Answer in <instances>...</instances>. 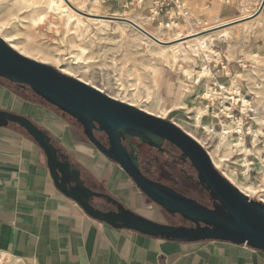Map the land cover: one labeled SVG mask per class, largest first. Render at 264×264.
<instances>
[{
  "label": "rangeland",
  "instance_id": "1",
  "mask_svg": "<svg viewBox=\"0 0 264 264\" xmlns=\"http://www.w3.org/2000/svg\"><path fill=\"white\" fill-rule=\"evenodd\" d=\"M47 1L41 0L38 4H33L27 0H0V34L6 38L1 37L29 58L49 64L118 100L132 102L134 106L149 113L155 112L158 115L152 114L174 123L191 137L198 139L209 155L212 153L214 167L239 190L251 195L250 198L264 200V138H260V142L257 139L250 142L247 138L243 146L238 140H233L236 143L233 145L221 136L219 126L215 125L213 132L207 134L192 119L194 116L198 122L205 108V102L199 96L212 76L200 67L203 65V54L208 55L210 48L203 52L197 49L198 44L194 52L186 42L208 31L229 28L231 34L227 39L213 38L207 41L209 44L215 43L227 58V68L213 72L214 76L220 81L230 78L239 84L242 79L245 80L242 84L244 89L247 88V94L264 105V53L252 48L255 30L258 27L264 28V22L236 27L233 24L244 21L251 15L241 17L246 14L244 11L241 16L228 15L221 11L224 5L213 0L205 12L213 25L206 30L191 32L182 26L175 32L166 29L159 31V27L151 24L149 28L161 40L152 38L153 43H147L133 28L120 22L123 21L120 17L135 15L141 19L140 16L133 11L124 12L116 0H106L102 3L103 7L89 5L90 0H78L82 10H77L81 15V22L77 24L75 21L67 23L65 12L55 6L47 7ZM38 13L42 20L36 17ZM175 43L183 46L175 53L177 62L172 59V52L168 48ZM253 53L257 56H253ZM240 58L242 63H249L248 67L242 68L239 65ZM228 72L229 76L223 75ZM202 75L207 77L194 84L195 77ZM178 86H181V95L179 100H175L174 90ZM22 92L26 98L42 100L30 90ZM48 105L77 123L74 118ZM261 118L264 116L259 120ZM214 150L217 151L216 154ZM249 160L254 163L247 166ZM164 180L195 200L205 201L207 198L203 190L195 187L182 172L170 166L167 167ZM246 186H251L255 193L250 194ZM134 188H137L136 210L153 215L154 218L162 217L170 223L176 221L173 215L151 201L138 187ZM0 257V264H7L9 259L3 255Z\"/></svg>",
  "mask_w": 264,
  "mask_h": 264
},
{
  "label": "crops",
  "instance_id": "2",
  "mask_svg": "<svg viewBox=\"0 0 264 264\" xmlns=\"http://www.w3.org/2000/svg\"><path fill=\"white\" fill-rule=\"evenodd\" d=\"M242 1L232 0L221 11L241 16ZM260 3L248 0L251 12L241 17L251 16L233 25L264 22V6L253 15ZM255 33L252 48L264 53V28ZM0 109L24 114L45 130L81 170L86 185L170 223L136 210L137 186L97 150L79 124L40 99L24 97L1 78ZM0 255L9 259L7 264H264V251L246 244L165 239L95 219L57 189L42 148L12 124L0 126Z\"/></svg>",
  "mask_w": 264,
  "mask_h": 264
},
{
  "label": "water",
  "instance_id": "3",
  "mask_svg": "<svg viewBox=\"0 0 264 264\" xmlns=\"http://www.w3.org/2000/svg\"><path fill=\"white\" fill-rule=\"evenodd\" d=\"M263 6L264 0H261L253 15ZM0 77L29 87L45 102L74 118L97 150L116 162L151 201L191 224L153 220L127 207L111 194L92 189L85 184L81 170L55 145L45 130L24 114L0 109V126L16 124L35 140L46 155L57 189L75 200L90 216L116 228H128L165 239L220 240L264 251V202L250 198L223 176L203 146L174 123L118 100L49 64L29 58L12 48L1 36ZM95 131L105 133L107 144L97 138ZM133 136L155 146H159L160 138L166 137L177 145L195 169L197 182L208 191L212 206L146 176L139 167L137 146L129 141L134 150H128L122 142ZM94 198L102 199L114 208L101 207L93 202Z\"/></svg>",
  "mask_w": 264,
  "mask_h": 264
},
{
  "label": "built area",
  "instance_id": "4",
  "mask_svg": "<svg viewBox=\"0 0 264 264\" xmlns=\"http://www.w3.org/2000/svg\"><path fill=\"white\" fill-rule=\"evenodd\" d=\"M100 1L103 3L106 0ZM116 1L120 4V8L124 12L133 11L134 14L138 12L150 24L171 32L179 30L182 26L190 29L189 31L191 32H197L213 25L209 22L205 14L213 0ZM214 1L222 5H228L232 2V0ZM239 5L240 9L246 12V15L251 12V6H249L248 0H243ZM209 48L210 50H208ZM197 49L203 52L208 50V55L202 53L204 56L201 60L203 65L200 68L201 70L209 72L212 79H209L204 85L199 96L205 102L206 111L200 116L198 122H196V118L193 116L192 119L194 122L207 134L213 132L215 125L219 126L221 136L224 137V140H229L233 145L236 144L233 140H238L243 146L247 138L250 139V142L255 139L260 142V138H264V118L260 120L259 118L264 116L262 115L264 113V105L258 103L256 98L252 99L247 94V88L244 89V84H242L245 80L242 79L241 84H239L230 78L220 81L214 76L215 72L227 68L225 53L215 43L212 42L209 44L207 41H203L198 45ZM238 63L242 68L248 67L249 65L247 62L242 63V58L238 59ZM229 74L230 72L223 75L227 77ZM206 77L205 75L200 77L196 76L194 84L199 83L201 79ZM195 96L197 97L198 94ZM188 118H191V116H188ZM206 120H209V122H206ZM262 145L264 146V143ZM254 158L257 159L256 156ZM253 163V160H249L247 166Z\"/></svg>",
  "mask_w": 264,
  "mask_h": 264
},
{
  "label": "flooded vegetation",
  "instance_id": "5",
  "mask_svg": "<svg viewBox=\"0 0 264 264\" xmlns=\"http://www.w3.org/2000/svg\"><path fill=\"white\" fill-rule=\"evenodd\" d=\"M97 138L103 143L107 144V137L104 132L95 131ZM129 141L134 143L138 150L137 160L139 161V167L141 171L149 178L164 183L173 187L175 190L185 194L183 191L177 187L166 183L164 178H166L167 167H172L177 169L178 172H182L186 176L189 182H191L195 187L203 190L206 193V200L199 201L202 204L212 206V200L209 197L208 191L205 189L202 183L197 182L196 171L191 165L189 159L185 157L180 148L171 142L166 137L159 139V146L151 145L149 143L140 141L136 136L132 138H125L122 140L123 144L126 145L128 150H134L129 146ZM104 192V191H103ZM98 205L106 209L114 208L111 204H106L104 200L97 199ZM198 201V200H197ZM97 203V202H95ZM176 218L175 224H191L189 221L181 218L178 214L173 215Z\"/></svg>",
  "mask_w": 264,
  "mask_h": 264
},
{
  "label": "bare ground",
  "instance_id": "6",
  "mask_svg": "<svg viewBox=\"0 0 264 264\" xmlns=\"http://www.w3.org/2000/svg\"><path fill=\"white\" fill-rule=\"evenodd\" d=\"M28 2H32L33 4H38L39 2H41V0H27ZM78 0H48L46 2L47 4V7L51 8L52 6H55L56 8L58 9H61L62 11L65 12V18H66V22L68 23L69 21H75V23L77 24L78 22H81V15L77 12V10H82V6L80 5L79 1L77 2ZM45 4V3H44ZM43 5V4H42ZM89 5L93 6V7H103V4L100 0H90L89 1ZM86 6V5H85ZM44 8V7H43ZM47 11V10H46ZM45 12V11H44ZM96 12V11H95ZM44 14V13H43ZM119 14V13H118ZM117 16H121V15H118ZM61 15V13H60ZM95 15V13H94ZM116 15V14H115ZM138 16H140L141 19L145 20L146 22L147 19L140 13H137ZM48 16V15H47ZM36 17L39 19H41V16L40 14H36ZM44 17V15H43ZM59 17V16H58ZM36 18V19H37ZM45 18V17H44ZM64 18V20H65ZM46 19V18H45ZM102 19V18H101ZM120 19H123V21H120L121 23H123L126 27H131L133 28L138 34H140V37L144 40H146V42L148 43H153V39L157 40V41H160L161 39L159 37H157L155 35V32L153 30H151L149 27L152 26L151 24H149V22L146 24V23H143V21L141 19H139V17L137 16H128L127 18H123V17H120ZM132 22H135L138 26L142 27L143 29H145L146 31H148L151 35H148L147 33L143 32L141 29H139L137 26H135ZM42 20V19H41ZM33 21V20H32ZM84 21V20H83ZM84 23V22H83ZM82 23V24H83ZM86 23V22H85ZM35 24V23H34ZM84 25V24H83ZM251 25V24H250ZM249 24L247 26H250ZM209 28V27H208ZM207 29V28H206ZM206 29H203V30H206ZM1 30V29H0ZM163 29L159 27V31H162ZM4 33V32H2ZM11 34V33H10ZM192 34V33H191ZM230 34H231V30L229 28H221V29H218V30H212V31H208V32H205L203 34H200L198 36H195V37H192L190 39H188L186 42L188 43V47L195 52V49H196V45L198 44H201L203 41H209L213 38H218V39H227L228 37H230ZM9 35V34H8ZM0 36L3 37V35L0 34ZM10 36V35H9ZM155 36V37H154ZM3 38H6L3 37ZM8 38V37H7ZM159 39V40H158ZM8 40V39H7ZM11 40V39H10ZM13 41V40H12ZM6 42V41H5ZM164 42V41H163ZM189 42H191L189 44ZM8 43V42H7ZM13 43V42H12ZM14 46V45H13ZM187 46V45H186ZM15 47V46H14ZM13 48V47H12ZM17 48V46L15 47ZM168 48H170L172 54V59L177 62V56H176V51L180 50L181 48H183L182 44L181 43H175L171 46H169ZM20 51V50H18ZM170 52V53H171ZM169 54V53H167ZM253 56H257L256 53H253ZM193 58V57H192ZM181 66V64H180ZM185 69V68H184ZM183 69V70H184ZM189 74V73H188ZM184 86V85H183ZM190 86V85H189ZM97 88V87H96ZM184 89V88H183ZM187 89V88H186ZM185 89V90H186ZM174 95H175V100H179V97L181 95V86H178L175 90H174ZM132 101V100H130ZM129 104L131 103L133 105L132 102H128ZM175 106V105H174ZM197 107V106H196ZM143 108V107H142ZM206 111V105H205V108H204V111L203 113ZM166 112V111H165ZM150 113H154L156 114L155 112H150ZM162 113V112H161ZM164 113V112H163ZM199 113V112H198ZM197 114V113H196ZM158 115V114H156ZM194 115V114H193ZM198 140V139H197ZM199 141V140H198ZM214 153L216 154L217 151L214 150ZM210 157H211V161H213L212 163L215 164V160L213 158V155L212 153H210ZM220 157V156H218ZM220 159V158H219ZM219 164V163H218ZM239 185V184H238ZM246 189L247 191L250 193V194H254L255 193V190L251 187V186H246ZM246 194V193H245ZM248 196V195H247ZM251 195H249L250 197ZM264 201V200H263ZM2 259L0 258V263ZM15 262V261H14ZM11 263V262H10Z\"/></svg>",
  "mask_w": 264,
  "mask_h": 264
},
{
  "label": "trees",
  "instance_id": "7",
  "mask_svg": "<svg viewBox=\"0 0 264 264\" xmlns=\"http://www.w3.org/2000/svg\"><path fill=\"white\" fill-rule=\"evenodd\" d=\"M1 78V77H0ZM1 79H4V78H1ZM4 80H6V79H4ZM6 81H8V80H6ZM8 82H10V81H8ZM10 84L11 85H13V87H14V90L15 91H17L18 93H20L21 95H24L23 94V92L22 91H24V90H30V92L34 95V96H38V95H36L29 87H27V86H21V85H19V84H17V83H12V82H10ZM39 97V96H38ZM40 98V97H39ZM42 99V98H41ZM43 100V99H42ZM47 103V102H46ZM49 104V103H48ZM51 105V104H50ZM53 106V105H52ZM60 111V110H59ZM12 125H14V126H17V127H19L18 125H16V124H12ZM21 128V127H20ZM22 129V128H21ZM54 142V141H53Z\"/></svg>",
  "mask_w": 264,
  "mask_h": 264
}]
</instances>
